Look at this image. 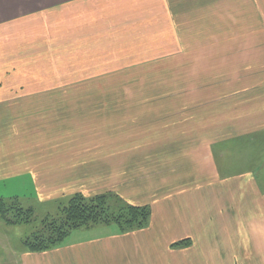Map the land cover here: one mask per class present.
I'll list each match as a JSON object with an SVG mask.
<instances>
[{"label":"crops","instance_id":"obj_1","mask_svg":"<svg viewBox=\"0 0 264 264\" xmlns=\"http://www.w3.org/2000/svg\"><path fill=\"white\" fill-rule=\"evenodd\" d=\"M152 1L142 3L147 23L154 20ZM159 1V27L174 23L176 50L200 53L208 68L198 71L197 89L185 88L173 101L162 91L159 101L138 105L136 125L112 132L109 145L100 136L88 139L87 104L71 95L93 87L35 83L41 75L34 74L50 67L35 43L27 46L29 58L6 54L0 183L30 176L40 200L108 195L151 211L143 229L43 253L23 250L21 264H264V176L229 174L220 163L223 144L264 133V0ZM106 16L90 20L99 36L114 25ZM111 109L116 119L127 116ZM183 240L189 244L175 245Z\"/></svg>","mask_w":264,"mask_h":264},{"label":"rangeland","instance_id":"obj_2","mask_svg":"<svg viewBox=\"0 0 264 264\" xmlns=\"http://www.w3.org/2000/svg\"><path fill=\"white\" fill-rule=\"evenodd\" d=\"M65 1L0 0V70L10 63L6 57L8 52L16 54L18 59L29 58L31 55L25 54L27 46L35 43L38 48L35 53L42 58L50 57L46 62L50 67L43 69L45 76L34 74L41 75L35 83L44 80L48 84L93 87L95 91L87 89L82 94H71L73 98L77 96L82 105L83 102L87 104L84 111L89 140L100 136L109 145L112 132L121 134L131 124L136 125L139 120L135 119L136 107L149 100L159 101L162 91H168L173 101L179 95L177 92L185 88L197 89L198 71L206 70L207 62L200 53L193 56L189 52L182 56L176 50L171 41L176 36L174 23L169 22L171 27L166 29L159 27L163 24L160 13L154 12L159 10V0L151 3L154 20L150 23H147L149 13H143V0H103L104 5L98 0H73L69 5L64 4ZM123 6L130 12L120 10ZM114 12L115 17H112ZM106 15L112 17L110 24L114 25L105 28L99 36L96 33L99 29L93 27L95 25H91L90 20L94 17L102 20ZM70 24L84 27H70ZM160 38H168L169 41L161 43ZM16 62L9 68L14 67ZM180 96L190 97L192 94L189 92ZM112 106L113 110L128 112L127 116L116 119L114 116L117 114L112 116ZM120 115L123 116L122 113ZM222 146L226 154L220 163L226 173L236 175L243 171H259L258 175L261 178L264 176L261 168L264 167V133ZM0 195L6 200L18 197L24 209L34 212L33 221L27 224L10 225L0 218V264H21V252L30 251L25 242L43 229L45 221L60 218L62 209L69 205L73 197L66 195L40 200L30 176L0 183ZM106 205L110 214L115 215L126 213L128 208L127 201L121 197L109 196ZM122 230L116 224L82 227L73 230L60 245Z\"/></svg>","mask_w":264,"mask_h":264},{"label":"trees","instance_id":"obj_3","mask_svg":"<svg viewBox=\"0 0 264 264\" xmlns=\"http://www.w3.org/2000/svg\"><path fill=\"white\" fill-rule=\"evenodd\" d=\"M108 195L85 197L77 195L71 198L68 206L62 209V216L47 220L44 227L33 239L25 242L33 253H43L58 247L73 230L95 225L116 224L123 232L143 229L147 226L151 211L149 207L127 205L124 214H110L106 205ZM32 209H24L18 198L6 200L0 195V218L7 224H27L33 221ZM51 221V222H50ZM183 240L175 245L189 244Z\"/></svg>","mask_w":264,"mask_h":264}]
</instances>
